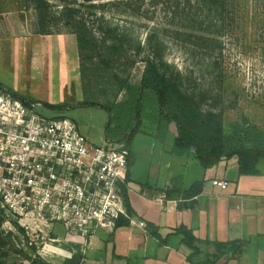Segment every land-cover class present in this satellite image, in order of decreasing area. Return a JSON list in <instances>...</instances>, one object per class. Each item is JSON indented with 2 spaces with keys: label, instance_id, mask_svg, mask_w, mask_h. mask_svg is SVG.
Returning <instances> with one entry per match:
<instances>
[{
  "label": "rangeland",
  "instance_id": "obj_1",
  "mask_svg": "<svg viewBox=\"0 0 264 264\" xmlns=\"http://www.w3.org/2000/svg\"><path fill=\"white\" fill-rule=\"evenodd\" d=\"M47 1L51 12H58L63 4ZM65 1L75 2L79 17L96 31L117 37L125 50L135 52L132 54L141 58L148 49L161 51L170 66L167 74L204 111L221 114L225 132L230 125L244 122L250 129L264 132V0H222V16L203 11L191 24L185 21L184 0ZM35 23L34 7L28 0H0V84L41 103L65 104L62 112L40 105L34 109L47 118L66 117L90 143L100 144L107 114L95 107L78 106L83 94L74 36L64 29L51 35L35 34ZM137 61L130 70L127 64L108 72H124L131 84H138L142 63ZM163 142L136 135V151L130 161L136 172L143 173ZM3 229L12 227L8 223ZM57 247L72 249L70 245ZM8 256L17 260L14 253ZM44 260L60 264L63 258L54 254Z\"/></svg>",
  "mask_w": 264,
  "mask_h": 264
},
{
  "label": "trees",
  "instance_id": "obj_2",
  "mask_svg": "<svg viewBox=\"0 0 264 264\" xmlns=\"http://www.w3.org/2000/svg\"><path fill=\"white\" fill-rule=\"evenodd\" d=\"M57 1L63 3L60 10L51 12L47 0H28L34 7L35 34L51 35L64 29L74 36L83 94V100L78 106L95 107L106 112L104 141L121 146L130 155L131 144L136 135H149L163 142L170 130H173L172 153L182 155L193 151L202 169L213 168L222 160L235 159L238 175L259 174L258 163L264 161V132L250 129L246 122L230 125L229 131L225 132L222 115L204 111L199 102L182 92L175 82V77L167 74L170 66L163 60L161 51L148 49L145 56L140 58L138 54H132L135 52L125 50L123 42L117 40V37L108 36L100 32V29L96 31L90 27L77 15L75 2L70 4L65 0ZM184 1L185 7L182 9L186 11L185 21L190 24L195 21L194 19H200L203 11L209 13L215 11L222 16V0H194L193 3L191 0ZM177 3L176 5H179V2ZM190 9H194L193 13L189 11ZM203 39L207 42L209 37ZM214 42L217 43L216 40ZM137 59L142 63L138 84H131L124 72H108L127 64L130 70L138 62ZM0 90L29 108L32 105H40L51 112H62L67 108L65 104L41 103L13 92L1 84ZM88 93L91 95L88 96ZM130 165L128 159V167ZM121 189L124 207L130 214L126 189L124 186ZM200 189L201 183H194L182 197H193ZM5 222L10 224L12 230L3 229ZM127 225L128 221L123 218L116 222V228ZM174 234L180 236L181 243L190 250L189 259L198 253L195 245L198 240L191 230L182 226L177 228ZM209 244L214 248V254L201 264H215L223 255H228L229 260L233 259L245 246L239 241L208 242ZM20 246L22 249H19ZM72 249L70 258L63 259L60 264H80L83 256L79 252V247L73 246ZM9 253H14L17 260H9ZM0 264H52L37 254L36 246L29 244L24 230L7 219L1 209Z\"/></svg>",
  "mask_w": 264,
  "mask_h": 264
},
{
  "label": "built area",
  "instance_id": "obj_3",
  "mask_svg": "<svg viewBox=\"0 0 264 264\" xmlns=\"http://www.w3.org/2000/svg\"><path fill=\"white\" fill-rule=\"evenodd\" d=\"M34 107L0 90V209L37 254L52 257L55 245L70 244L83 256L119 218L144 228L123 204L129 152L104 140L92 144L73 121L47 118ZM211 186L225 190L227 182L211 180Z\"/></svg>",
  "mask_w": 264,
  "mask_h": 264
},
{
  "label": "crops",
  "instance_id": "obj_4",
  "mask_svg": "<svg viewBox=\"0 0 264 264\" xmlns=\"http://www.w3.org/2000/svg\"><path fill=\"white\" fill-rule=\"evenodd\" d=\"M173 135L174 131L170 130L156 155L152 157L148 152L152 158L141 175L135 171L133 163L127 170L125 189L129 215L136 223L142 222L144 228L129 224L115 228L109 235L93 238L85 249L83 262L201 264L214 254L208 242L239 241L245 244L239 255L230 260L228 255H223L215 264H264L262 162L257 166L259 174L252 176L238 175L235 159L222 160L204 170L193 151L182 155L172 153ZM134 139L129 163L136 151ZM211 180L226 181L227 188L212 187ZM194 183H201L199 193L183 198L182 194ZM182 226L191 230L198 240L195 244L198 253L190 259V250L181 243V237L174 234ZM62 245L70 244L55 245L57 250L53 248V251L58 257L70 258L73 249L70 252L58 249L57 246Z\"/></svg>",
  "mask_w": 264,
  "mask_h": 264
}]
</instances>
